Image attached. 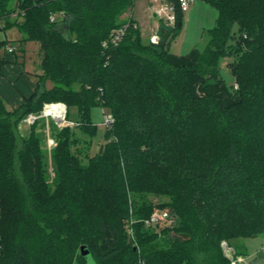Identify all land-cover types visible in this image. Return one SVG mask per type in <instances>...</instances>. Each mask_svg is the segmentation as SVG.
Here are the masks:
<instances>
[{"label": "trees", "instance_id": "1", "mask_svg": "<svg viewBox=\"0 0 264 264\" xmlns=\"http://www.w3.org/2000/svg\"><path fill=\"white\" fill-rule=\"evenodd\" d=\"M137 1L0 0V32L14 26L24 44L39 43L43 71L19 109L0 98V264H91L72 249L82 245L92 264H232L225 240L264 234V0H201L219 16L185 65L168 61L167 39L184 26L179 0H167L176 23L160 21L157 45L142 42L134 20L118 21ZM8 45L0 40V76ZM190 74L201 78L198 98ZM47 102L64 103L67 118L75 109L78 123L52 127V181L37 123L20 125ZM94 107L114 122L92 156ZM134 193L170 197L160 208L176 225L146 228L155 208L132 211Z\"/></svg>", "mask_w": 264, "mask_h": 264}, {"label": "rangeland", "instance_id": "2", "mask_svg": "<svg viewBox=\"0 0 264 264\" xmlns=\"http://www.w3.org/2000/svg\"><path fill=\"white\" fill-rule=\"evenodd\" d=\"M191 7L192 12L189 13L190 17L186 21V25L183 26L180 34L176 38H173V36L170 35L167 39V42L170 45V52L179 56L186 55L193 49H201L204 43V32L206 30L212 29L215 26L219 16L218 10L215 7L201 0H194ZM152 8L153 6L151 4V0H142L141 2H136L133 9H129L128 11L124 12L118 19L119 22H126L129 19L134 20L139 27L141 37L143 38L142 42L144 44H148L150 37L155 33V24H159L161 21L160 17L156 13H153ZM151 13H153V16L151 17V19H149V15ZM23 37V33L17 27L14 26L9 27L6 30L0 32V38H4V40L7 41L9 45H14L16 47V54H18L22 58V60L27 63L28 70H30L37 76L41 75L43 71L40 67L42 60L40 54V44L37 42H28L24 44L22 41ZM231 61V58H227L223 63L224 74L227 76L228 79L230 78V70L228 68V64ZM230 82H233L232 78ZM51 85V82L47 83L48 87H50ZM75 88L79 89V86L76 85ZM49 103L61 102H47L45 104ZM42 111L39 114H41ZM91 112L92 121L97 126V134L94 139L93 146L90 150V155L95 156L97 152L100 151L101 146H103L104 149L106 144L105 135L107 133V128L102 124V121L104 119V113H111L107 109L101 107H94ZM76 116V110L73 108H69V118L66 117V121L72 123V125H62L63 123L56 122L49 117H43L37 122L39 128L38 133L42 136L46 144V151L48 152V174L50 181H52L54 178V171L49 152H51L54 146H56L57 141L56 137L52 134V127L54 126L58 130H62L65 127L74 129L77 127L78 124L77 120L75 119ZM20 125L23 127V132H25V128L28 126L24 123H21ZM49 139H53L55 141L54 146L50 147L48 145ZM132 199L133 205L135 207L132 208V211L143 204H152L155 208L154 211L164 210L160 207L170 202V197L160 193H134ZM165 226H167V224H161L160 228H164ZM224 242L229 244L227 245L229 248L228 250H231V252H236V257H239L243 260L242 264H264V234L254 239L241 238L240 240L234 242H230L228 240H225ZM72 249L74 250L76 256L80 255V246H76L75 249ZM226 252L224 250L225 254ZM75 263L84 264L82 259H76Z\"/></svg>", "mask_w": 264, "mask_h": 264}, {"label": "built area", "instance_id": "3", "mask_svg": "<svg viewBox=\"0 0 264 264\" xmlns=\"http://www.w3.org/2000/svg\"><path fill=\"white\" fill-rule=\"evenodd\" d=\"M194 0H179V6L181 8V11L183 14H186L189 12L191 5ZM151 4L154 7L155 13L160 17V20L165 22L168 26H174L176 23V7L175 5L171 4L167 0H151ZM24 15L23 12H14L11 16L12 19H16L18 16ZM64 14H54L51 16L52 21H56L59 18H63ZM1 24V20H0ZM127 25H124L123 27L116 29L113 31L111 35V44L114 46H117L123 39L125 32H126ZM150 42L152 44H159L160 42V36L156 33H154L150 37ZM104 46H108V43H105ZM16 47L14 45H8L7 50L9 53H13L15 51ZM63 108V110H62ZM43 117H49L53 119L56 122L63 123L62 125L67 126L72 125V123L66 121L67 117V107L63 103H49L45 104L44 109L41 114H29L25 117L23 120V123L27 126H33L36 124L40 119ZM114 118L112 114H106L104 113V119L102 121V124L106 126V128H110L113 125ZM67 123V124H66ZM61 125V126H62ZM48 145L54 146L55 141L53 139L48 140ZM135 223V220H131L126 224V231L127 234L130 236V238L135 237V231L133 224ZM143 223L146 228H156L161 226V224H167V226H174L177 223L176 217H174L168 210H156L154 211L150 217L143 220ZM228 244L226 242L222 243V246L226 252V255L231 259L232 264H242L243 260L239 257H236L235 252H231V250H228Z\"/></svg>", "mask_w": 264, "mask_h": 264}, {"label": "crops", "instance_id": "4", "mask_svg": "<svg viewBox=\"0 0 264 264\" xmlns=\"http://www.w3.org/2000/svg\"><path fill=\"white\" fill-rule=\"evenodd\" d=\"M141 1L138 0L137 3ZM152 9L155 14L154 7ZM190 12H192V7L188 13L184 14V25H186V21L190 17ZM153 13L149 15V19H151ZM158 26L159 24H155V33L157 32ZM3 39L0 38V40ZM199 52L200 49L198 48L191 50L183 56L169 52L168 61L172 65L190 64L198 59ZM5 58L6 63L2 67L0 76V98L8 110L14 111L19 109L25 100L29 99L36 92L37 81L35 74L28 70L27 63L18 54L7 53ZM185 81L193 98H198L202 95L199 89L201 78L198 75H187Z\"/></svg>", "mask_w": 264, "mask_h": 264}, {"label": "water", "instance_id": "5", "mask_svg": "<svg viewBox=\"0 0 264 264\" xmlns=\"http://www.w3.org/2000/svg\"><path fill=\"white\" fill-rule=\"evenodd\" d=\"M102 151H103V146H101L100 153ZM80 251H81V255L86 257L87 260L90 261V263L92 264L91 259H90V250L87 248V246L82 245L80 248Z\"/></svg>", "mask_w": 264, "mask_h": 264}, {"label": "bare ground", "instance_id": "6", "mask_svg": "<svg viewBox=\"0 0 264 264\" xmlns=\"http://www.w3.org/2000/svg\"><path fill=\"white\" fill-rule=\"evenodd\" d=\"M62 110H63V108H62Z\"/></svg>", "mask_w": 264, "mask_h": 264}]
</instances>
